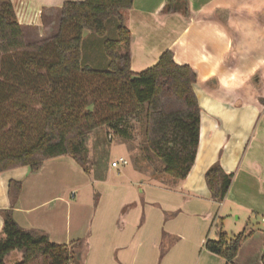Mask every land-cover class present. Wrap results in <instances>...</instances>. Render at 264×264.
I'll use <instances>...</instances> for the list:
<instances>
[{"label": "crops", "instance_id": "obj_1", "mask_svg": "<svg viewBox=\"0 0 264 264\" xmlns=\"http://www.w3.org/2000/svg\"><path fill=\"white\" fill-rule=\"evenodd\" d=\"M82 1L10 0L24 38L27 30L42 35L45 20L50 27L56 22L54 15L59 22L64 3ZM165 1L133 0L124 24L132 36V73L154 66L167 50L177 65L196 73L201 127L186 179L149 176V183H141L143 196L129 186L112 187L108 196L101 189L88 254L82 239L70 240L69 171H82L72 159L49 160L34 174L26 167L0 173V213L9 208V181L21 182L12 213L16 224L56 244L82 240L80 264H224L204 249L221 229V216L237 215L239 221L243 213L247 225L253 217L264 222V0H188L187 18L163 15ZM90 40L87 52L96 44ZM215 163L233 175L220 205L210 200L204 181ZM254 229L236 258L244 256L245 264H261L264 234Z\"/></svg>", "mask_w": 264, "mask_h": 264}, {"label": "trees", "instance_id": "obj_2", "mask_svg": "<svg viewBox=\"0 0 264 264\" xmlns=\"http://www.w3.org/2000/svg\"><path fill=\"white\" fill-rule=\"evenodd\" d=\"M132 5L133 0L66 2L60 10L59 34L27 43L10 0H0V173L26 167L34 174L49 160L69 157L89 174L85 141L92 132L105 128L108 136L132 141L139 126V152L147 161L154 157L164 165L156 174L175 182L186 179L199 147L201 108L193 90L197 76L190 66L177 65L170 50L154 66L131 72L132 36L123 12ZM161 13L187 18L188 0H167ZM111 19L117 20V37L103 43L107 68L81 65L84 32L105 38ZM79 74L106 80L94 84L87 95L80 89ZM232 179L219 163L205 172L212 202L225 201ZM21 189V182L9 181V208L0 213V264H80L82 240L56 244L46 234L16 224L12 213ZM251 235L242 232L229 238L218 229L204 249L224 264H234Z\"/></svg>", "mask_w": 264, "mask_h": 264}, {"label": "rangeland", "instance_id": "obj_3", "mask_svg": "<svg viewBox=\"0 0 264 264\" xmlns=\"http://www.w3.org/2000/svg\"><path fill=\"white\" fill-rule=\"evenodd\" d=\"M54 16L56 17H54L56 22L52 24L51 27L48 26L45 20L43 27H46V31L42 29V35H37L34 30H27L25 41L27 43H35L58 35L60 23L57 21L58 15ZM116 26V19H111L107 22V35L105 38H99L91 33L84 32L81 65H89L93 70H101L104 67L107 68L109 60L103 52V43L105 40L116 39ZM90 38H93L96 44L93 46L91 52H87L86 48L88 43H92ZM77 77L80 89L86 92L87 95H89L88 91L94 84L100 86L104 84L106 80L101 77L90 79L81 74ZM100 90L96 93L97 97L102 94ZM9 123H14V119L11 118V122ZM135 130L136 133L132 141L123 140L113 133H110V136H108L105 128L95 130L85 141L90 163L89 174H85L80 167L78 168L82 171H79V173L72 168L69 171V198L72 205L70 240L73 239V237L82 239L87 245L86 253L88 254L94 245L93 226L95 220L93 219V213L94 208L98 205L101 189L105 190V194L108 196L111 190L110 188L112 187L122 190L125 186H129V188H133L136 196H143L141 190L142 193H145V187L141 186V183H149V176L153 179L155 174L164 167L163 163L158 158L153 157L152 161H147L142 156L137 148L141 141L140 127L137 126ZM119 158L124 159L127 164L122 165L118 163L117 168H112L111 164L113 162H118ZM100 181L105 182L102 183L104 185H100ZM103 204H105V202ZM239 216L238 221L236 220L237 215L226 217L222 215L220 227L222 233L232 238L242 232H250L251 228H255L254 230L259 231L258 229H260L264 234V222L262 220L255 217L249 219L251 228H248L249 225H247L245 221V215L242 213ZM74 230L78 231L74 232ZM215 239L214 237L213 240ZM253 246H257L256 243ZM244 258V256H240V259L236 260L235 264H245Z\"/></svg>", "mask_w": 264, "mask_h": 264}, {"label": "built area", "instance_id": "obj_4", "mask_svg": "<svg viewBox=\"0 0 264 264\" xmlns=\"http://www.w3.org/2000/svg\"><path fill=\"white\" fill-rule=\"evenodd\" d=\"M118 163H121L122 165L127 164V162H126L124 159L119 158L118 162H113V163L111 164V167H112V168H117V167H118Z\"/></svg>", "mask_w": 264, "mask_h": 264}]
</instances>
